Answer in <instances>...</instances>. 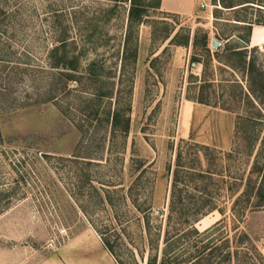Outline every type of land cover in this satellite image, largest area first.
I'll use <instances>...</instances> for the list:
<instances>
[{
	"label": "rangeland",
	"instance_id": "rangeland-1",
	"mask_svg": "<svg viewBox=\"0 0 264 264\" xmlns=\"http://www.w3.org/2000/svg\"><path fill=\"white\" fill-rule=\"evenodd\" d=\"M132 2L139 21L129 18ZM156 2L0 0V264H30L91 223L106 228L120 264L221 237L224 253L234 231L247 235L240 251L249 239L264 258V203L239 213L233 201L234 178L264 165V43L243 55L261 81L255 71L249 79L234 53L244 33L234 18L258 10L218 0L179 15ZM179 150L183 161L197 156L216 172L206 184L219 210L193 226L199 232L220 220L206 234L165 241Z\"/></svg>",
	"mask_w": 264,
	"mask_h": 264
},
{
	"label": "trees",
	"instance_id": "trees-1",
	"mask_svg": "<svg viewBox=\"0 0 264 264\" xmlns=\"http://www.w3.org/2000/svg\"><path fill=\"white\" fill-rule=\"evenodd\" d=\"M131 1V0H130ZM219 4L222 7H228L229 9L241 8L243 6L253 7L258 10L257 15H253L249 19H239L236 20L242 21L238 23L242 25L244 29L243 35H236L238 40L242 42L236 49L234 53L239 56L242 67L246 72V75L252 79L253 76L259 81L262 80L261 72L256 71L253 58L247 57L245 59L243 55L246 53L248 36L250 32V27L252 24H264V0H219ZM158 4V0L156 2ZM134 3L129 6L128 14L129 18L132 15H135L136 20L139 21L140 12L138 8H135ZM138 10V11H137ZM136 11V12H134ZM260 12V13H259ZM219 38L218 34H215V38ZM228 36H225L227 38ZM195 42L193 37L192 43ZM184 43H187L185 38ZM200 45L204 48L205 51H208V31L202 30ZM242 56V58H241ZM225 63L231 64L232 62L225 60ZM71 67V66H70ZM255 71V74L251 76L250 74ZM112 119H115V115H112ZM204 155V152L202 153ZM180 150L175 152L174 161L172 163L171 169V179L169 194L165 204L164 211V224H163V240L170 239L172 237L179 236L182 232L187 234L189 230H192L193 233L197 235L206 234L213 227L217 226V222L211 226L197 232L192 223L199 219L202 215L208 211L217 208L215 207L213 197L208 190V185L206 184V179L212 178V175L216 173L212 167L207 164L202 167V162L199 161V157L195 156L196 161H183L181 159ZM189 162V163H188ZM253 167V172L250 170L249 174L242 177V175L234 178V185L237 192L233 201L239 202L238 209L236 212H243L245 204L249 206H258L264 203V165L261 169V166H256L254 163L251 165ZM166 174L169 173L170 165L166 167ZM260 171V174H259ZM219 173V172H217ZM254 175L253 182L248 186V179L250 174ZM259 174V176H258ZM258 176V178H257ZM205 180V182L203 181ZM202 183L198 184V182ZM189 208V210L186 209ZM233 207V206H232ZM217 210H219L217 208ZM141 213L140 218L143 222V228L148 233L150 225L148 221V216ZM91 223V222H90ZM216 224V225H215ZM95 231L98 232L101 240L103 241L106 248L112 253L111 244L108 241V238L104 236L107 231L106 228L97 229L96 226L91 223ZM197 232V233H196ZM239 231H234L232 234L233 237V247L229 250L221 253V245H223L224 238L221 237L219 243H215L210 239L200 242H191V244L186 243L182 244L181 247L177 249H171V253L167 252L168 250H160V255L157 257L156 251L152 256H147L145 264H246V259L244 255H248V260L252 264H261L264 263V258L261 253L258 251L256 245L247 239L248 245H245L243 251L239 250V242L241 241L242 236H247L244 232L238 234ZM238 235V236H237ZM202 237V236H200ZM156 247V246H154ZM114 256V255H113ZM115 257V256H114ZM116 259V258H115ZM117 263L118 260L116 259ZM249 264V263H248Z\"/></svg>",
	"mask_w": 264,
	"mask_h": 264
},
{
	"label": "crops",
	"instance_id": "crops-1",
	"mask_svg": "<svg viewBox=\"0 0 264 264\" xmlns=\"http://www.w3.org/2000/svg\"><path fill=\"white\" fill-rule=\"evenodd\" d=\"M197 4V0H158L157 8L167 13L187 15L194 11ZM241 22L233 20V23ZM259 27L264 35V24H252L247 46L264 43V39L258 43L253 42V32ZM46 250L30 264H118L99 234L89 224L72 233L59 246L47 247Z\"/></svg>",
	"mask_w": 264,
	"mask_h": 264
},
{
	"label": "bare ground",
	"instance_id": "bare-ground-1",
	"mask_svg": "<svg viewBox=\"0 0 264 264\" xmlns=\"http://www.w3.org/2000/svg\"><path fill=\"white\" fill-rule=\"evenodd\" d=\"M261 31H262V29H260V27L254 30L253 42L258 43L260 40L264 39V35Z\"/></svg>",
	"mask_w": 264,
	"mask_h": 264
},
{
	"label": "built area",
	"instance_id": "built-area-1",
	"mask_svg": "<svg viewBox=\"0 0 264 264\" xmlns=\"http://www.w3.org/2000/svg\"><path fill=\"white\" fill-rule=\"evenodd\" d=\"M201 6H206V5H215V3H218V0H197ZM50 245V243H47Z\"/></svg>",
	"mask_w": 264,
	"mask_h": 264
},
{
	"label": "water",
	"instance_id": "water-1",
	"mask_svg": "<svg viewBox=\"0 0 264 264\" xmlns=\"http://www.w3.org/2000/svg\"><path fill=\"white\" fill-rule=\"evenodd\" d=\"M219 45H220V41L217 40L214 36H211L210 37V46L217 48V47H219Z\"/></svg>",
	"mask_w": 264,
	"mask_h": 264
}]
</instances>
